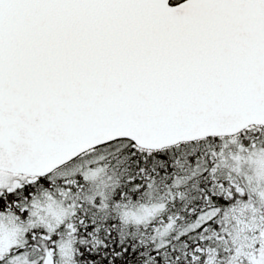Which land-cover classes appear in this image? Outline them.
Segmentation results:
<instances>
[{
	"label": "snow or ice",
	"instance_id": "obj_1",
	"mask_svg": "<svg viewBox=\"0 0 264 264\" xmlns=\"http://www.w3.org/2000/svg\"><path fill=\"white\" fill-rule=\"evenodd\" d=\"M0 264H264V0H0Z\"/></svg>",
	"mask_w": 264,
	"mask_h": 264
}]
</instances>
